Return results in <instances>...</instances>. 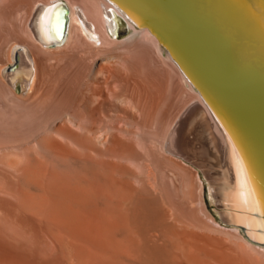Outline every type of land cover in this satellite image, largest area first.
Here are the masks:
<instances>
[{
    "label": "bare ground",
    "instance_id": "6f19581e",
    "mask_svg": "<svg viewBox=\"0 0 264 264\" xmlns=\"http://www.w3.org/2000/svg\"><path fill=\"white\" fill-rule=\"evenodd\" d=\"M58 1L68 8V27L65 39L51 46ZM116 14L125 18L108 0H48L33 10L27 29L42 49H59L74 39L93 52H110L89 55L93 63L83 86L79 72H71V77L77 74L73 78H79L78 86L64 75L48 108L35 112L28 103L18 106L21 100L8 108L2 99L0 264H161L159 230L165 226H160L180 222L185 211L177 212L174 198V158L199 169L203 197L207 186L216 215H208L209 222L264 252V246L252 244L238 228L243 224L251 238L264 240L257 231L260 221L251 214L256 209L252 191L230 139L153 34L125 19L129 34L118 39L121 23ZM118 46L122 52L116 51ZM135 48L142 71L129 60ZM11 58L14 63L4 71L8 89L17 93L13 97L30 98L38 77L35 56L28 46L16 44ZM53 65H47L49 75L57 67ZM173 76L196 95L175 119L170 114L176 102ZM188 201L184 204L191 215ZM200 204L204 207L206 201ZM209 257L211 261L195 259L196 264H236L224 254ZM185 261L177 264L189 263Z\"/></svg>",
    "mask_w": 264,
    "mask_h": 264
},
{
    "label": "water",
    "instance_id": "95a60500",
    "mask_svg": "<svg viewBox=\"0 0 264 264\" xmlns=\"http://www.w3.org/2000/svg\"><path fill=\"white\" fill-rule=\"evenodd\" d=\"M125 19L153 34L233 144L264 235V0H108ZM51 46L65 39L68 8L55 4ZM18 91V88L16 89ZM242 235L252 244L264 240Z\"/></svg>",
    "mask_w": 264,
    "mask_h": 264
},
{
    "label": "rangeland",
    "instance_id": "374dc122",
    "mask_svg": "<svg viewBox=\"0 0 264 264\" xmlns=\"http://www.w3.org/2000/svg\"><path fill=\"white\" fill-rule=\"evenodd\" d=\"M41 1L46 2L48 0H0V99H1L0 100L1 101L0 102V111H1L0 116H2V117L5 115L3 113L4 111H2L3 109L1 108V104L3 103L2 99L5 100L4 106H8V108H9V106L10 107L11 106L12 107L17 106L18 102H19L18 100H21L24 103L22 102L20 104V102H19L18 106H20V107L23 106V108L24 107L26 108L27 105H31V106H33L32 107L33 109H31V110L35 109V112L38 111L39 109L42 110L41 109L42 107L48 108V107L52 106L53 103H55V100H54L55 99L54 92H56L55 86H57L58 82H60L61 79L65 78L67 76V78H69L70 83H72L73 82L72 80L74 79L76 84H77V81L80 78L79 86H83V83L85 82V77H84L85 73H86L87 69L93 63L92 58L89 55L92 56V54H94V53L96 55V53L102 54V53L110 52L107 48L106 49L102 48L104 51H102V49H101L99 52H93V51L87 49L89 47H87V48L83 47L86 45H83V46L79 45L78 46L77 42L74 39H72L73 42H69V44L71 43L70 45L67 44V46L65 45V47L63 46L59 49L55 48L56 50L54 48H52L54 50L49 49V51H47L48 49L47 50L42 49L41 46H39V44L37 42H34V40H32V37L30 36L31 34L28 32V29H27L28 25L31 21L33 10L35 9V6L37 5V3L41 2ZM69 1H72L73 3L78 2V0H69ZM126 31L127 30L121 31L119 33L120 36L118 39H122V38L127 37L129 34V30L127 33H126ZM74 41L76 43H74ZM16 44H22V45L28 46L31 49V52L34 54L36 62L38 63L37 64L38 65L37 66L38 77L36 75V77H37V78H35V79H37V80H35L36 85L34 83V86H35L34 91H33V94L30 95L31 96L30 98H29V96L26 97L27 95H23L24 97L23 96L22 97L21 96L16 97L17 95L15 97H13L17 93L15 92L12 94V91L11 92L9 91L10 88H9V86H7L8 84H7L5 76H4V71L8 70L9 65H12L14 63V62H12L11 52H12L14 45H16ZM132 48H134V47H132ZM123 49L124 48L122 46H118V48H116V51L121 50V52H122ZM134 50H135V52H133V54H132L133 58L131 57L132 60H131V58L129 59L130 63L132 65H134L135 68L139 69V71H142L143 68L141 67L140 61L137 57V52H136L137 49L135 48ZM89 51H91V53ZM86 57H87V59H86ZM48 64H54L53 68H55L57 66L55 68L56 71L54 70L53 75L48 74V69H47ZM74 71L77 73L79 72V74H80L79 76H77V74L74 73V75L76 74L75 76L79 77L78 79L73 78L74 75L71 77V75ZM68 72L70 74L67 75ZM64 75H65V77H63ZM49 76L51 77V80H50ZM174 77H176V76H173V78ZM70 78H72V79L70 80ZM174 82L177 83V85L175 84V92H174V95L176 94V98H175V96L173 98V100H175L176 102H175V104H173L174 103V101H173L172 105L173 106L175 105V107H173V109H172L173 112H170V114L173 115L174 119H175L178 117V115L181 114V112L183 111V109H185L186 106L190 105V102H194V100H195L194 98H196V95L194 93H190V91H187V89H185L181 85V82L179 81V79L177 77H176V79H174ZM72 84L74 86H76V84H74V82ZM1 85H2V87H1ZM77 86H78V84H77ZM3 87H4V89H3ZM50 87H51V89H49ZM39 92L40 93L42 92L40 96L38 95V94H40ZM72 92H73V90H72ZM9 95H10V98L8 97ZM22 98H24V99H22ZM6 99H8V100H6ZM12 99H14V100L11 102ZM39 100H41V101H39ZM8 102H10L11 105L7 104ZM45 103H46V106H45ZM18 109H20V108H18ZM35 112H33V113H35ZM160 116H162V115H160ZM2 117H0V118H2ZM170 118H171V116H170ZM165 119H164V121L166 123ZM162 121L163 120L159 121V125H164V122H163V124H160V122H162ZM159 127L163 128V126H159ZM164 127H166V124ZM164 129H162V130H164ZM155 153H157L156 155L158 157L164 155L163 153H160V152H155ZM158 153H159V155H158ZM154 154H153V157L155 158L156 155H154ZM160 154H163V155H160ZM160 158H164V156L160 157ZM157 160H159V159L157 158ZM174 161L176 162V164L174 163L173 169H174V171H176L177 177H178V179H177L178 184H176V187H178V188H175V191H174V195L176 196L174 198H176V203H177V205H179V208L176 205L177 206V212H179V211L181 212V210L182 211L185 210L183 212V214L180 216H181V218H184V219L188 218L189 221H187V222L189 224L183 223V221H186L184 219H182L183 221L181 220L182 222L180 221L181 223L179 222L180 219H178V220L175 219L174 221H176V223L174 221L170 222L172 225L167 223V224L160 226V227L165 226L159 230L161 235H162L160 237L159 243L163 241L162 242L163 244H159V246H161V249L158 251L159 252L158 254H160L159 256H160L161 261H162V262L160 261L161 264L165 263V262L169 263L170 259H171L172 263L174 260H176L175 264H177V261L178 262H180V260L185 261V259H186L187 263L189 262L188 264H196V263H198L199 260H205V259L208 261H211L210 257L208 258V253L227 255L233 261L235 260L236 264H244V263L245 264H264V252L263 251L261 252V251L252 249L251 247L247 246V244H245L241 239L240 240L237 239L235 237L236 235H234L232 233L230 234L228 231L227 232H225L224 230L222 231L219 228L215 227V225H213L212 222L211 223L209 222L210 220L208 219L207 216L212 215L214 218H216V215H213L211 213L212 207H210V205H209V204H211V202L209 200V197L207 196L208 192H209L207 186L204 188V191L206 194H205V197H203V192L201 189V183H199L200 181H199V177H198V172H200L199 169L187 165L186 163H184L183 160H181L179 158H174ZM161 162L164 163L165 160H162ZM176 166H177V170L175 169ZM200 176L203 179H205L203 172H201ZM177 185H179V186H177ZM191 190H193V192ZM188 193H190L189 196H188ZM187 198L190 202L188 200H186ZM201 199L206 201V204H204V207L201 206V204H200ZM185 201H188V203H189V204L187 203L188 208L189 209L191 208V210H193V212H194V213L190 212L191 215L187 214V213H189V210L186 209V206L184 204ZM187 210H188V212H186ZM161 212H159V214ZM193 214H196V216ZM162 215H163V213H162ZM183 215L184 216L187 215L189 217L185 218ZM160 216H161V214H160ZM193 217H196V218H193ZM198 217L203 221L202 224L200 222V219H198ZM173 223H175L176 226ZM199 224L202 225V226H200L201 228L199 227ZM164 230H166L167 232ZM164 233H165V235H164ZM165 239H167V240H165ZM178 240H179V242H178ZM165 243H167V244H165ZM183 247L186 249V254L183 253L185 251L183 249ZM193 248L196 250V253H195V250ZM180 249L182 251L183 250L184 251L182 252ZM192 251L194 253H192ZM198 251H200V252H198ZM169 253H170V258H167V257H169V255H168ZM206 253H207V257L205 256ZM174 254H176V256ZM196 254H197V256H196ZM195 259L196 260L198 259V261L196 262ZM172 263H170V264H172Z\"/></svg>",
    "mask_w": 264,
    "mask_h": 264
}]
</instances>
